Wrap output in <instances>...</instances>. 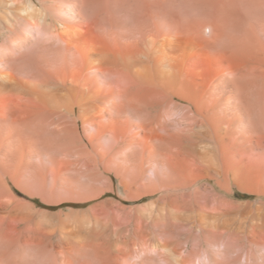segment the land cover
<instances>
[{"label":"bare ground","instance_id":"1","mask_svg":"<svg viewBox=\"0 0 264 264\" xmlns=\"http://www.w3.org/2000/svg\"><path fill=\"white\" fill-rule=\"evenodd\" d=\"M239 16V0H0V130L7 135L0 159L19 157L17 131L54 134L71 148L95 147L108 133L114 149H177L190 167V149L235 145L243 126L236 105L242 92L248 103L255 98L259 69L258 52L241 43ZM39 141L32 145L43 148ZM200 154L221 177L215 155ZM246 164V176L235 170L233 181L258 191L257 161ZM158 204L157 214L145 211L149 219L163 222L169 210L172 222L193 223L192 213ZM199 217L212 228L232 220ZM73 234L82 244L108 245L87 227ZM155 247L166 254L159 264H264V257L185 259L168 244Z\"/></svg>","mask_w":264,"mask_h":264},{"label":"rangeland","instance_id":"2","mask_svg":"<svg viewBox=\"0 0 264 264\" xmlns=\"http://www.w3.org/2000/svg\"><path fill=\"white\" fill-rule=\"evenodd\" d=\"M239 9L241 43L250 42L259 56L256 96L248 103L242 92L234 112L243 125L233 134L239 143L190 149V167L177 149H114L108 133L99 136L95 147L80 142L81 147L71 148L59 145L54 134L29 138L15 132L19 157L0 159V264H148L154 258L159 264L166 257L155 247L159 242L185 259L264 257V0H239ZM1 136L7 135L0 130ZM35 141L44 147L32 145ZM204 150L217 158L221 177L202 160ZM251 160L262 174L255 183L258 191L244 192L232 172L245 177ZM35 200L84 206L53 211ZM158 202L192 213L194 225L172 222L169 210L163 222L149 219L145 211L157 214ZM240 204H246L247 214ZM199 214L232 220L227 228H212L200 223ZM83 227L105 235L101 240L107 239V247L79 243L73 232Z\"/></svg>","mask_w":264,"mask_h":264},{"label":"trees","instance_id":"3","mask_svg":"<svg viewBox=\"0 0 264 264\" xmlns=\"http://www.w3.org/2000/svg\"><path fill=\"white\" fill-rule=\"evenodd\" d=\"M18 192V191H17ZM20 194V193H19ZM35 202L42 208H45V209H48V210H53V211H56V210H60L62 208H66V207H80V206H84V205H80V204H62V205H58V206H48V205H45L43 203H41L39 200H35Z\"/></svg>","mask_w":264,"mask_h":264}]
</instances>
